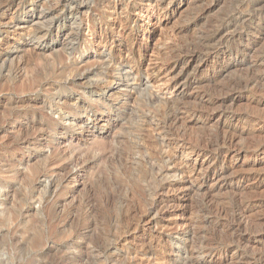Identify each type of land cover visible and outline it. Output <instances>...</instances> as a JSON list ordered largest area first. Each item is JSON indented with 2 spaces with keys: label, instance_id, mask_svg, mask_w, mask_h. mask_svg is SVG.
<instances>
[{
  "label": "rangeland",
  "instance_id": "obj_1",
  "mask_svg": "<svg viewBox=\"0 0 264 264\" xmlns=\"http://www.w3.org/2000/svg\"><path fill=\"white\" fill-rule=\"evenodd\" d=\"M0 264H264V0H0Z\"/></svg>",
  "mask_w": 264,
  "mask_h": 264
},
{
  "label": "bare ground",
  "instance_id": "obj_2",
  "mask_svg": "<svg viewBox=\"0 0 264 264\" xmlns=\"http://www.w3.org/2000/svg\"><path fill=\"white\" fill-rule=\"evenodd\" d=\"M162 3L163 2H161V1H156V2H150L149 4H148V6H147V8H149V11L147 10L146 12H145V14L147 13H149L150 11H152V12H155L157 15H160V13L162 12ZM144 15V14H143ZM99 43V42H98ZM214 48V47H213ZM217 49V48H216ZM218 50H220V49H218ZM217 50V51H218ZM209 52V51H208ZM195 108V107H194ZM193 108V109H194ZM189 109V108H188ZM201 109V108H200ZM192 110V109H191ZM199 110V109H198ZM198 110H195L194 112H196L195 114H199L200 113V110L198 111ZM189 112V111H188ZM188 112H186V114L188 113ZM194 112H193V114H194ZM190 113V112H189ZM201 114V113H200ZM176 115V114H175ZM199 116V115H198ZM177 117V116H176ZM181 118V117H180ZM174 119V118H173ZM175 122V121H174ZM234 140H235V138H234V136L233 135H231V134H228V135H225V137H224V139H223V143H224V146H232V144L234 143ZM204 150V149H203ZM201 151V150H200ZM199 153V152H198ZM224 173V172H223ZM222 173V174H223ZM224 175V174H223ZM238 216H239V218L241 219V220H243L242 219V215L241 214H237L236 215V217H235V219H237L238 218ZM240 223H241V221H240ZM179 225V224H178Z\"/></svg>",
  "mask_w": 264,
  "mask_h": 264
}]
</instances>
